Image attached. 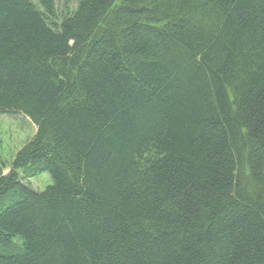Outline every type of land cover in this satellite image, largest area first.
Instances as JSON below:
<instances>
[{"label":"trees","instance_id":"1","mask_svg":"<svg viewBox=\"0 0 264 264\" xmlns=\"http://www.w3.org/2000/svg\"><path fill=\"white\" fill-rule=\"evenodd\" d=\"M57 1L0 0V115L37 128L0 264H264V0Z\"/></svg>","mask_w":264,"mask_h":264},{"label":"rangeland","instance_id":"2","mask_svg":"<svg viewBox=\"0 0 264 264\" xmlns=\"http://www.w3.org/2000/svg\"><path fill=\"white\" fill-rule=\"evenodd\" d=\"M35 3V0H31ZM71 3V0H69ZM64 0L57 1V7L68 6ZM59 13H64L65 8ZM36 126L24 115H0V165L3 174L9 171L10 163L15 155L25 146L36 133ZM23 182L36 192H41L52 183L49 175L41 174L35 178L23 179Z\"/></svg>","mask_w":264,"mask_h":264}]
</instances>
